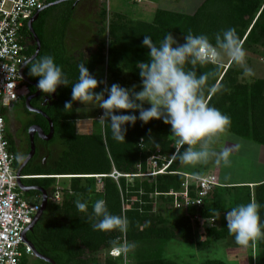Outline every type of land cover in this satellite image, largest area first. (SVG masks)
<instances>
[{
	"label": "trees",
	"instance_id": "obj_1",
	"mask_svg": "<svg viewBox=\"0 0 264 264\" xmlns=\"http://www.w3.org/2000/svg\"><path fill=\"white\" fill-rule=\"evenodd\" d=\"M56 1L59 0H51V3ZM76 3L69 0L41 11L34 23L41 42L37 58L44 55L54 57L72 83L78 79V65L86 64L101 81L97 92L112 84L128 88L133 82L141 87L136 64L149 59V49L142 45L145 35L159 42L169 32L182 37L191 32L208 35L215 44L216 33L235 28L245 51L247 48L264 50V0H203L194 14L158 10L152 22L134 20L122 14L108 19L107 9L104 8L100 14L104 23L101 39L95 49L88 56L82 51L71 53L68 33L78 6ZM61 7L64 9L58 14V27L49 30L48 19ZM29 36L32 43L27 54L31 57L38 45L30 30L27 31ZM224 61L228 63L229 59L225 56ZM227 63L219 68L211 64L198 68V75L204 72L209 74V87L221 88L215 92L206 89L207 102L231 117V127L227 132L264 146V78L253 77L252 82H244L240 78L245 75L244 69L231 61L229 66ZM105 65H108L106 77L99 72ZM29 78L36 82L39 79ZM30 88L35 90L33 86ZM52 95L53 101L44 112L55 128V137L50 143H58L61 150L46 165H37L25 172L49 176L36 178L32 183L44 188L49 196L41 220L28 234L41 255L54 260L56 264H178L165 256L166 246L170 242L181 243L198 251H210L218 242L225 241L226 248H247L250 264H264V239L258 240L255 245L250 243L248 247L238 245L234 236L229 234L227 224L211 226L206 222L207 227L204 228L190 215L196 213L197 208L191 207L188 212L176 208V198L171 195V190L182 191L186 180L191 186V196L196 195V190L193 180L181 174L187 173L188 165L181 164L174 156V139L169 137L171 125L162 119H153L147 124L138 120L134 127L127 125L126 140L123 142L114 140L110 124L106 121L101 125L99 119L94 122L93 132L81 133L78 129V101H73L71 113L64 110L65 102L72 99V87L61 85ZM145 107L150 105L146 104ZM123 111L131 114L129 110ZM135 114L139 115V112ZM35 118L31 124H39L45 132L50 130L46 117L36 115ZM12 149L16 153L13 146ZM153 157L158 160L159 167L163 166L165 160L174 159L166 172L142 176L149 173ZM208 164L193 167L194 175H203ZM16 166L19 167V163L16 162ZM114 171L121 174L118 179L111 176ZM59 175L74 177L70 178L69 184L61 186L55 177ZM220 182L222 185L214 187L199 209L205 219L219 217L232 207L255 201L261 206L260 216L264 221V180L252 188L246 183H228L220 174ZM58 191L61 199L56 201L52 198ZM31 193L42 196L39 190ZM99 199L106 201L112 214L126 219V231L93 230V221L89 216L92 205ZM78 200L88 204L87 213L78 211ZM162 208L168 212L174 209L181 212L172 220L163 213ZM124 243L130 248L126 257H114L107 252ZM31 263L51 264L40 258L33 259ZM204 264L230 263L225 259L213 258Z\"/></svg>",
	"mask_w": 264,
	"mask_h": 264
},
{
	"label": "clouds",
	"instance_id": "obj_2",
	"mask_svg": "<svg viewBox=\"0 0 264 264\" xmlns=\"http://www.w3.org/2000/svg\"><path fill=\"white\" fill-rule=\"evenodd\" d=\"M183 39L184 43H180L171 32L159 42H154L150 35L144 36L142 45L149 49V59L136 64L142 86L139 91H136V86L129 89L120 84H112L97 92L101 81L84 63L78 65V79L72 83L62 66L49 55L31 59L25 65L29 69V76L39 78L36 87L44 94L56 93L61 85L72 87V99L64 105L66 112L71 113L73 101H79L83 105L97 103L98 108L104 110L99 123L104 125L107 121L110 124L113 139L117 142L126 140L127 125L134 127L138 120L147 124L153 119H162L164 123L171 125L169 137L174 139V156L181 164H207L215 158L217 165L222 162L228 166L231 163V150L223 148L217 152L213 145L230 129L231 117L207 102L205 90L215 92L221 88L209 87V74L204 72L198 75L197 71L209 64L222 67L226 56L248 75L251 69L246 64V51L235 28L216 33L215 44L205 34L188 32ZM103 83L107 84L106 81ZM146 104L150 107H145ZM123 110H129L131 114H126ZM136 111L139 115L135 114ZM26 159V156L17 157L20 164ZM36 178L45 177L30 179ZM26 194L25 192V196ZM260 207L257 202L251 201L226 212L227 230L238 245L248 247L250 243L255 245L258 240L264 239V221L260 216ZM76 208L79 212H88L86 202L78 200ZM89 219L93 221V230L97 231L118 229L123 232L128 227L126 219L109 211L104 199H99L92 205ZM129 250V246L123 248L125 254Z\"/></svg>",
	"mask_w": 264,
	"mask_h": 264
},
{
	"label": "built area",
	"instance_id": "obj_3",
	"mask_svg": "<svg viewBox=\"0 0 264 264\" xmlns=\"http://www.w3.org/2000/svg\"><path fill=\"white\" fill-rule=\"evenodd\" d=\"M50 3L51 0H0V264H33L31 261L36 257L34 248L24 240V234L41 210L43 199L38 195L28 199L20 187V181L49 176L19 174L4 112L7 108L14 107L26 95L21 68L29 57L28 47L32 43L30 36L27 37L29 22ZM173 159L165 160L163 166L159 167L158 160L153 157L148 175H141L164 173ZM181 174L193 180L196 195H190L191 186L186 180L182 191L171 190V195L176 198V208L182 211H189L191 207L197 208L198 211L190 215L204 228L207 227L206 222L211 226L227 224L226 213L205 219L199 210L214 187L222 185L220 172L206 176L185 172ZM111 176L118 179L121 174L114 171ZM52 199L59 201L60 191ZM125 246L124 243L121 247H114L108 253L114 257H126L127 254L123 251Z\"/></svg>",
	"mask_w": 264,
	"mask_h": 264
},
{
	"label": "rangeland",
	"instance_id": "obj_4",
	"mask_svg": "<svg viewBox=\"0 0 264 264\" xmlns=\"http://www.w3.org/2000/svg\"><path fill=\"white\" fill-rule=\"evenodd\" d=\"M162 6L160 8H171L172 0H160ZM106 6L108 8V0H106ZM174 7V6H173ZM64 7L58 8L53 12V16L48 19V28H56L59 25V13ZM192 9L188 10L189 12ZM196 12L192 11L190 14ZM85 10L78 13L70 23V33H68V46L70 47L71 53H79L82 51L84 44L90 42L92 14H85ZM59 14V15H58ZM82 24V25H79ZM180 40L182 36L173 34ZM108 36V34H107ZM182 42V41H181ZM91 48V47H90ZM230 62V60H229ZM229 62L224 61L229 66ZM246 64L251 73L248 75L241 76L242 81L252 82V78H264V50L247 48L246 49ZM136 86V91L141 90L139 84L131 82L128 86L129 89ZM24 109L23 103L16 104L14 107L7 108L5 110L6 124H14L16 122V115H19ZM103 109L98 108L97 103L82 104V110L80 111V119L78 122V129L81 133H90L95 130L94 122L102 116ZM17 123V122H16ZM21 124V123H20ZM18 126H20L18 124ZM9 130V129H8ZM54 150H61L60 145L55 143L53 146ZM213 148L219 152L223 148L231 150L230 160L231 163L225 166L222 162L220 165L215 163V158H212L208 163V169L203 171L202 176L215 174L221 171V176L224 181L228 183H240V182H258L264 179V146L254 143L251 140H245L230 132L223 134L213 145ZM58 153V152H57ZM56 153V154H57ZM204 164H197L195 166L188 165L186 172L194 174L196 166H203ZM152 167V161L150 168ZM222 169V170H221ZM217 171V172H216ZM190 173V174H191ZM59 178L58 184L64 186L70 183V179ZM133 179V178H132ZM250 186L254 187L255 184ZM28 199L33 197V194H26ZM163 210V208L161 209ZM168 210V209H167ZM181 211L176 209L172 212L163 210V213L169 217V219H176L180 215ZM205 238V237H204ZM225 241L218 242L215 247L210 251H198L196 249L187 247L184 244L177 242H170L166 246L165 256L167 258L175 260L178 264H204L208 259L221 258L228 261L230 264H250L249 256L250 253L247 248H226ZM35 259V258H34ZM42 264V263H41ZM134 264V263H133Z\"/></svg>",
	"mask_w": 264,
	"mask_h": 264
},
{
	"label": "flooded vegetation",
	"instance_id": "obj_5",
	"mask_svg": "<svg viewBox=\"0 0 264 264\" xmlns=\"http://www.w3.org/2000/svg\"><path fill=\"white\" fill-rule=\"evenodd\" d=\"M31 57H28L27 61ZM28 72H29V69L26 66L25 77H27L29 81H31L33 84L31 85L27 83L23 84L24 92L26 93V96L22 97L20 101L18 102V104L23 103L24 109L21 111V113H19V115H16L17 123L15 122L14 124H6L10 142L12 141L11 144L15 148V151H16L15 155H16L17 163H19L17 161L18 156L28 157L31 151V136H30L29 130L32 126L39 125L36 123L31 124V122L36 119L35 118L36 115L44 116L41 111L44 112L46 107H48L53 101L52 94L47 95V94L42 93V91L38 93L39 89H36L37 82L29 78ZM30 86H33L35 90H32ZM29 97H32L31 107L27 104V99ZM18 124L20 126H18ZM49 133H50V130L48 132H45V134H49ZM54 137H55V133H54V136L50 140H45L42 137H40L39 133H36L35 135L36 154L33 157V159L23 168V173H25L29 169H33L37 165H46L48 163V160H50L51 158H53V156H56L59 153V149L56 151L54 150L53 146L55 145V143L54 144L50 143L54 140ZM21 165L22 164L19 163V168L21 167ZM33 181L34 179L23 181V184L25 185V187L31 189L30 192H32L33 190H38L37 187L41 188V186L39 185L32 184Z\"/></svg>",
	"mask_w": 264,
	"mask_h": 264
},
{
	"label": "crops",
	"instance_id": "obj_6",
	"mask_svg": "<svg viewBox=\"0 0 264 264\" xmlns=\"http://www.w3.org/2000/svg\"><path fill=\"white\" fill-rule=\"evenodd\" d=\"M203 0H172L171 8H160L162 1L160 0H108V8L106 6V0H81L78 4L74 17L85 10L84 16L87 13L92 14L91 33L92 40L84 44L82 52L87 56L95 49L96 45L100 42L101 31L103 24L101 20V12L104 8L107 9L108 19H111L115 14H122L131 19L145 22H152L155 18V14L158 10H168L174 12H180L190 14L195 11L202 4ZM192 9L190 12L188 10ZM108 23V22H107ZM82 25V24H79ZM182 41V42H181ZM183 43V40H180ZM91 47V48H90ZM108 65H105L99 69L100 74L103 73L107 76ZM134 84V83H133ZM79 110H82V103L78 101ZM81 119H79V122ZM63 177V176H62ZM264 180V179H263ZM262 181V180H260ZM258 181V182H260ZM258 182H240L246 184H257Z\"/></svg>",
	"mask_w": 264,
	"mask_h": 264
},
{
	"label": "water",
	"instance_id": "obj_7",
	"mask_svg": "<svg viewBox=\"0 0 264 264\" xmlns=\"http://www.w3.org/2000/svg\"><path fill=\"white\" fill-rule=\"evenodd\" d=\"M65 1H69V0H59V1H56L54 3H51L49 5L46 6L45 9H48L52 6H55V5H58L59 3H63ZM70 1H76V2H79L81 0H70ZM40 14L41 12L35 14V16L33 18H31L30 22H29V29L31 31V33L33 34L34 38L37 40V50L35 52V54L29 59H34V58H37L39 56V53H40V50H41V42L35 32V29H34V23L39 19L40 17ZM28 60V61H29ZM27 61V62H28ZM26 62V63H27ZM25 63V64H26ZM23 65L22 68H21V76L24 80L25 83L31 85L33 84L31 81H29V79L27 77H25V68H26V65ZM40 93V90L39 92ZM31 99L32 97H29L27 99V104L31 107ZM42 114L44 116L47 117V119L49 120L50 122V133L49 134H45L43 128L39 125H34L30 128L29 130V133H30V136H31V151L26 159V161L21 165V167L19 168V174L21 175L23 173V168L33 159V157L35 156L36 154V143H35V135L36 133H39L40 137H42L43 139L45 140H50L53 136H54V133H55V128H54V123L53 121L51 120V118L49 116H47V114L43 111H41ZM20 187L23 191H25L26 193L30 192V188H27L25 187V185L23 184V181L21 180L20 181ZM37 189L43 194V201H42V207H41V210L39 211V213L36 215L33 223L28 227V229L26 230L25 234H24V240L29 243L35 250V254H36V257L37 258H40L42 260H45L51 264H56V262L48 257H45L43 255H41L38 250L36 249L35 245L31 242V240H29L28 238V234L29 232L33 231L35 226L39 223V221L41 220L42 216H43V213L44 211L46 210L47 206H48V203H49V196H48V193L47 191L44 189V188H39L37 187Z\"/></svg>",
	"mask_w": 264,
	"mask_h": 264
},
{
	"label": "bare ground",
	"instance_id": "obj_8",
	"mask_svg": "<svg viewBox=\"0 0 264 264\" xmlns=\"http://www.w3.org/2000/svg\"><path fill=\"white\" fill-rule=\"evenodd\" d=\"M147 175H148V174H147ZM147 175H146V176H147ZM72 177H74V176H63V177L60 176V175H59V176H56V178H72ZM255 185H256V184H255Z\"/></svg>",
	"mask_w": 264,
	"mask_h": 264
}]
</instances>
